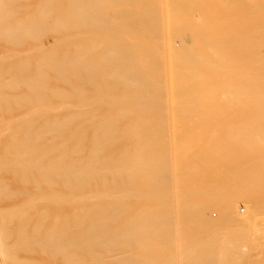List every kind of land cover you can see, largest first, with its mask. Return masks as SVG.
<instances>
[{
	"label": "bare ground",
	"instance_id": "bare-ground-1",
	"mask_svg": "<svg viewBox=\"0 0 264 264\" xmlns=\"http://www.w3.org/2000/svg\"><path fill=\"white\" fill-rule=\"evenodd\" d=\"M29 1L0 0V38L30 57L50 35L61 52L24 62L14 79L0 73L8 92L13 83L28 89L23 103L35 119L13 116L10 133L13 103L2 109L0 135L6 128L10 137L4 148L0 136L2 172L18 189L1 180L0 198L29 202L2 258L36 264L22 258L39 251L43 264H178L205 243L168 259L166 232L258 214L264 0H35L36 9ZM19 91L11 101L23 115Z\"/></svg>",
	"mask_w": 264,
	"mask_h": 264
},
{
	"label": "rangeland",
	"instance_id": "rangeland-1",
	"mask_svg": "<svg viewBox=\"0 0 264 264\" xmlns=\"http://www.w3.org/2000/svg\"><path fill=\"white\" fill-rule=\"evenodd\" d=\"M30 2H31V4H33L32 2L37 3V2H35V0L34 1H29V3ZM19 7H21V6H19ZM30 7H31V5L27 4V9L28 8L30 9ZM19 9L20 10H18V12H17V14L19 15V17H17L15 15L17 17V19H16L15 16L12 17V18H10L11 19V21H10L11 24L10 23L9 24H10V26H12V28L15 25H17L15 23H17V21L19 20L20 15L22 16V14H23L24 8H22V9L19 8ZM29 9H28V11H29ZM34 9H36V6L34 7ZM34 9H31L30 11H35ZM14 18H15V20H14ZM51 37L52 36L47 35V36H43L42 39H39V41L41 40V43L43 42V44H44L43 47H44L45 50H43L42 52H35V53H33L34 51L31 50L30 51V57H29V51L27 49H24V50H20L18 48L13 49L14 48L13 46L10 45V47H9V44L5 40H3V39L0 38V51H1V53H0V59L1 60L0 61L3 62V65H5L6 63L4 61H2V60H4L5 58H8V63L5 65V67L3 65H1L2 63L0 62V68H1V72L0 73H4L5 72V74H6V72H8V73L10 72V73H12V76H11L10 73L8 75H10V77H13V79H14V77L17 74L18 68H20V65L23 66V63L24 62H26L31 67V66H34L35 65L36 59H38L39 56L40 57H43V56H47L48 55L47 57H50V56H57V55H59L58 52H61L60 51V48H57V44L54 47L56 41L54 40L53 37L52 38ZM50 46H53V48H51ZM6 48H8V50ZM9 48H10V50L12 48L13 51L14 50L17 51V52L19 51L21 54L23 52L24 55L28 54V57L29 58L27 56H20V53H19V55L18 54L16 55L13 51H12V53H10L11 51L9 52ZM3 49H5V50H3ZM7 51L9 52V54H8ZM25 52H26V54H25ZM31 52L34 55H32ZM9 55H11V56H9ZM15 56L18 57V58L17 59L14 58ZM19 56H20V59H19ZM10 59H11V61H10ZM34 60H35V62H34ZM17 61H19V62L17 63ZM2 66L4 67V70L6 68H8V71L7 70L4 71L3 68H2ZM9 70H11V71H9ZM5 74L4 75L3 74L0 75V87L2 88V89L0 88V91H2V94H1L2 96L4 94L3 102H4V100L6 102H7V100L10 102L11 101V97H12L11 95H13V93H14V95H16L18 93V89H19L20 90L19 91L20 97L15 96V97H17L16 98L17 100L15 102H19L18 104H20L18 106V104L15 103V104H17V106H15V107H17V109H18L17 111H19L20 106H24V103H23L24 98L23 97L25 95H23V94H25V92L28 93V89H25L27 91L24 92V89L21 86L18 85L16 87V83H13L14 81H11L13 83V85L10 86L9 90L11 89V91L8 92V90H7L8 88L5 90V88L7 87V86H5L6 83L4 82V81H6V78H7L6 77L7 74L6 75ZM2 83H5V85L1 86ZM14 84H15V86H14ZM3 87H5V88H3ZM21 88H22L23 91L21 90ZM5 91H6V93H5ZM7 93H10V95L7 94ZM5 95L6 96L9 95L7 98H10V99H7L5 97ZM21 95H23V96L21 97ZM2 96L0 97V99L2 98ZM15 97H13L12 99L15 100ZM18 98H20L19 101H18ZM12 103H13V105L12 106H9ZM0 104H1L0 105V115H1V117H0L1 120L0 121L2 122V123H0V126H1V124H6V122H7V125H8V123L10 124V125H8L7 130L5 128V127H7V125L3 126L6 131H8V130L10 131L12 129V132H13V128L15 126H18L17 125L18 123H20L21 125H23L25 123L31 122L30 120L32 118L30 117V115H28V113L29 112H33V111H31L29 109V112L27 113L28 110H26L27 108L25 106L22 107L23 115H22L21 110H20V113L22 115L21 116L19 112H18L19 114H16L15 113L16 111L13 110V109L16 110V108H13L14 101L13 102L11 101L9 104H6L5 105L6 107H4V105H3L4 103L0 102ZM7 106H9V108L11 110L8 114H10L12 112L8 116L6 115V111L3 112V110H2L3 108H6L5 110L9 111L7 109L8 108ZM23 108H24V110H26V113H27L26 116H24V110H23ZM3 113H5V117H4V114ZM35 113L37 114V112H35ZM35 113H33V114L35 115ZM6 116H7V119H6ZM13 116H16L17 117V121H19L18 123H15L14 122L15 118ZM8 117H9V119H8ZM12 117H13L14 120L12 119ZM22 117H27V118L29 117L31 119L30 120L28 119V121H25V120L21 121L22 119H24ZM5 119H6V122L4 121ZM7 120H9V121H7ZM32 120H35V119H32ZM20 124H19V126H20ZM9 126H11L12 128L10 127V129H9ZM2 130H3V128H2ZM5 130L3 131L4 133L2 134V132H1V135H0L5 140L4 146L2 145L4 148L7 147V142H10V137H7V138L5 137L7 135L6 134L7 132L5 133ZM10 133H11V131H10ZM3 138H2V140H3ZM8 139H9V141H7ZM2 144H3V142H2ZM0 146H1V144H0ZM1 152H0V159H1V156L5 157L4 156L5 154H4L3 150H1ZM1 163H2V165H1ZM0 167H1L0 168V170H1V172H0V184H1V180H4L2 184L4 186L8 185L7 186L8 189L12 191V189L15 188L14 187L15 184H13L14 181H15L14 180L15 177L11 181V178L14 175L13 176H12V174L11 175L10 174L8 175V173H11V172H8L7 171L8 169L7 170L5 169L6 172H5V170H4V172H2L3 171L2 169H4V168H3V162H1V161H0ZM1 173H2V175H1ZM1 176H3V178H1ZM8 178H10V180ZM6 182L9 183V184H6ZM16 183L19 184L18 181ZM2 184L0 185V189L1 188H4V186H2ZM20 187H22V186H20ZM20 187H19V189H22L23 190V188H20ZM17 189L15 188V189H13V191H17ZM19 197L20 196H18V198ZM25 197L29 199L28 195H23V198L24 199H25ZM16 198L17 197H14L13 199L12 198H9V201H7V199H2V197L0 198V201H2V203L0 202V208H1L0 209V211H1L0 213H4V215L3 214L2 215L0 214L1 215V218L4 221L8 218V220H6L5 222H10L9 220L13 219L11 221L12 223L10 222L9 226L6 225L7 223H4V221L2 220L3 221V224L2 225H4V226H2V228H0V241L2 240L0 242V244H1L0 245V252L1 253L3 251L2 250V246L6 244V243H4V242H6L5 238L8 239L9 237H11L13 235L12 228H11V227H13L12 224L14 225L13 229L15 228L14 229L15 231H13V232H15V235H16V229L17 228L15 227V225L18 227V225H17L18 224V220L19 221L21 220L19 215L23 212V209L26 206V204L29 203V202L26 203L23 200L26 204L23 203V204H25V206L22 204V206H23L22 207L21 204H20L21 201H22V198H21L20 201L18 200V198L16 200ZM12 200L17 201L18 203L20 202L18 204L17 202L14 201L15 204H18L17 206L20 205L19 207H17V209L18 208L20 209V207H22L23 209L21 208V210L18 209V211H17L16 210V207L14 206L15 204L13 203ZM5 202H7V203H5ZM10 202L13 203L14 205L11 204ZM9 206L10 207L13 206V207H11L12 210H11V208ZM13 208H14V211H17L19 213L14 212L13 211ZM7 210H9V212L11 214H9V212H7V215H6L5 212ZM240 213H244V209L243 208H240ZM8 215H10L12 217L10 218ZM16 216L18 218H16ZM4 217L6 219H4ZM15 218L17 219V221L15 220ZM30 225H31V223H30ZM1 230H2V232H1ZM11 233H12V235H11ZM4 234H5V236H4ZM15 235H13L12 238H14ZM7 241L10 242V240H7ZM164 241H165V246L167 248V258L168 259L172 258L173 256H178L179 254L182 255L183 252L184 253L186 252L185 251V248H188L189 246H194V245L195 246H197V245L200 246L201 242L206 244V245L204 244L199 249L198 255L196 257H191V258L188 257V260H182V261L178 260V264H264V250H263V246H264V205L260 207V210H259L258 214H256L255 216L251 217L250 219H248L246 222H244L242 224H236L235 225V224H232V223H229V222H225L224 220H221V219L219 220V218H215L214 217L208 223L202 222L201 224H195L194 226L185 225L183 227L181 226V229L178 227L177 233H175L173 230H171L170 232H166L164 234ZM1 253H0V264H15L16 261L19 262L18 259L15 260V263H14V261L12 259H9V260H8V258L5 259L6 257H4V256L2 258V254L3 253L2 254ZM38 254H40L39 251H36V254L33 257L32 256L31 257L30 256L29 257H24L23 255H21L20 257L22 258V256H23L22 260L24 258H27V261L29 260V261H32L33 262V260H34L35 263L38 260L43 261V258L44 257L41 256L42 254H40V257H39ZM36 258H38V259H36ZM6 260H8V262ZM40 261L37 262L36 264H39V263L40 264H43L44 261L43 262H40ZM176 262H175V264H176Z\"/></svg>",
	"mask_w": 264,
	"mask_h": 264
}]
</instances>
